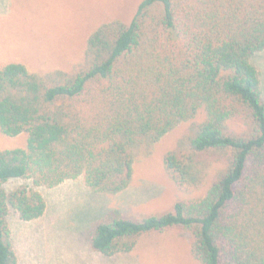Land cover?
<instances>
[{
    "label": "trees",
    "instance_id": "obj_1",
    "mask_svg": "<svg viewBox=\"0 0 264 264\" xmlns=\"http://www.w3.org/2000/svg\"><path fill=\"white\" fill-rule=\"evenodd\" d=\"M264 51V0H143L126 24L101 25L72 71L0 69V130L28 136L0 151V264H18L8 216L43 217L36 187L84 178L93 192L124 193L134 150L190 123L166 169L202 191L170 212H111L91 234L95 251L131 253L146 235L191 236L198 264H264V100L252 57ZM27 180L11 192L5 184Z\"/></svg>",
    "mask_w": 264,
    "mask_h": 264
},
{
    "label": "rangeland",
    "instance_id": "obj_2",
    "mask_svg": "<svg viewBox=\"0 0 264 264\" xmlns=\"http://www.w3.org/2000/svg\"><path fill=\"white\" fill-rule=\"evenodd\" d=\"M143 0H0V69L23 64L31 73L72 71L83 59L90 35L112 21L130 23ZM260 72L264 100V51L252 57ZM190 123H181L152 146L134 150L130 187L118 195L91 191L80 177L56 187H36L47 202L32 222L10 211L8 223L18 264H198L191 236L180 230L142 237L127 254L104 256L91 244L94 226L117 212L137 219L170 212L178 201L202 191L180 187L166 169L168 154L178 152ZM28 136L8 137L0 130V151L25 149ZM32 182L11 180L8 192Z\"/></svg>",
    "mask_w": 264,
    "mask_h": 264
}]
</instances>
